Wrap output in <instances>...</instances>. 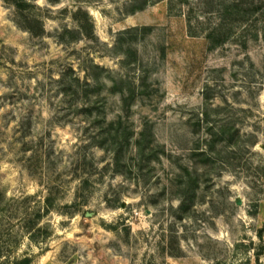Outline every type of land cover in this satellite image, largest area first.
Masks as SVG:
<instances>
[{"label":"rangeland","instance_id":"rangeland-1","mask_svg":"<svg viewBox=\"0 0 264 264\" xmlns=\"http://www.w3.org/2000/svg\"><path fill=\"white\" fill-rule=\"evenodd\" d=\"M0 264H264V0H0Z\"/></svg>","mask_w":264,"mask_h":264},{"label":"trees","instance_id":"trees-1","mask_svg":"<svg viewBox=\"0 0 264 264\" xmlns=\"http://www.w3.org/2000/svg\"><path fill=\"white\" fill-rule=\"evenodd\" d=\"M18 4H22V3H18ZM18 6V5H17ZM21 6V5H20ZM19 7V6H18ZM83 13L85 14V17H86V24L88 26V35H91L93 37L96 38L95 34H94V30H93V22H92V18L91 16L88 14V12L86 11H83ZM25 23L23 24H19L20 26H22L23 28H25L26 30H28L30 33L34 34V19H30V20H26L24 21ZM82 25H80V32L83 31V28H86L85 27V24L81 23ZM143 28H145V26H142ZM139 29V26H134V27H131L127 30V32L129 31H133V30H137ZM124 33V32H123ZM208 38H210L211 40V35H208ZM88 66L93 70L95 71L96 73L97 72H101V71H106V69L103 67V66H100L99 64L93 62L92 60H89V64ZM120 94H121V98L122 100L125 102L128 98H131L132 97V94L134 92V88H128V89H120L119 90ZM117 151V154L119 153L118 150ZM139 152L141 154H144L145 152V149H144V146H140L139 147Z\"/></svg>","mask_w":264,"mask_h":264},{"label":"water","instance_id":"water-1","mask_svg":"<svg viewBox=\"0 0 264 264\" xmlns=\"http://www.w3.org/2000/svg\"><path fill=\"white\" fill-rule=\"evenodd\" d=\"M238 202H240V201H238Z\"/></svg>","mask_w":264,"mask_h":264}]
</instances>
